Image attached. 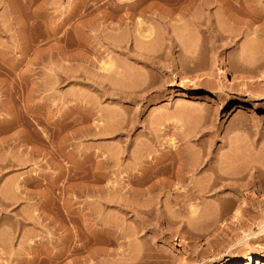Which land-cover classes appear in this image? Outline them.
Wrapping results in <instances>:
<instances>
[{"label":"rangeland","instance_id":"obj_1","mask_svg":"<svg viewBox=\"0 0 264 264\" xmlns=\"http://www.w3.org/2000/svg\"><path fill=\"white\" fill-rule=\"evenodd\" d=\"M228 1L0 0V264L264 258V0Z\"/></svg>","mask_w":264,"mask_h":264},{"label":"bare ground","instance_id":"obj_2","mask_svg":"<svg viewBox=\"0 0 264 264\" xmlns=\"http://www.w3.org/2000/svg\"><path fill=\"white\" fill-rule=\"evenodd\" d=\"M253 1H255V0H241V2H239V6L238 7H241V8H243L244 9V12H245V14L248 16V18H246L245 20H243L237 13H232V12H230L229 10L227 11L226 9V12H227V19L230 21V19H231V21L232 22H234L235 24L237 23H243V24H248V23H250L251 22V17H255L256 15H258V14H260V12H258V10H256L255 8H254V5H252V3L251 2H253ZM189 2L190 3H193V2H195V0H189ZM229 1L228 0H222V2H221V6L222 5H224V7H228L229 6ZM182 5H184L183 3H182ZM184 6H186V5H184ZM224 14H225V11H224ZM226 15V14H225ZM197 23L199 24V25H203L204 26V28H209V26H210V23H205V22H198L197 21ZM233 23V24H234ZM206 24H209V26H207ZM1 28V27H0ZM0 31H1V29H0ZM254 31V30H253ZM256 31V30H255ZM143 37H147L148 36V34H143L142 35ZM223 37V36H222ZM224 38V37H223ZM249 50H251V48L249 49ZM248 50V51H249ZM252 51V50H251ZM251 51H249V52H251ZM190 54H185V56H187V57H193V55H191L192 54V51H188ZM201 79V78H200ZM199 79V80H200ZM247 90L245 89V86H240L239 88H237V90H233V88H231L228 92H227V100H229V101H231V100H233V99H237L239 96H241L242 94H244L245 92H246ZM263 119H264V116H263ZM171 145V148H170V150L173 148V147H175V145H173L172 143L170 144ZM175 149H177V146H176V148ZM207 161V160H206ZM155 163L157 162V161H154ZM207 164H210V160H209V162H206ZM177 170L175 171V172H177V174H176V176H177V178H178V180L180 181V185H183V187L182 188H184V189H187V190H192V193H193V191L195 192V190H194V188L196 189V186H195V184H194V182L192 183V181L189 179V181H187L185 184H184V181L188 178V177H190V174H191V172H192V170L190 169V168H183V167H180V168H176ZM147 170V169H146ZM146 170H144V172H142L141 171V173L142 174H140V176L142 177V176H146L147 174H146ZM168 170V166H164V167H161V168H159V167H157V168H152V170L151 171H148L147 173L149 174V176H151V175H156V174H158V173H160V172H166ZM150 172V173H149ZM146 174V175H145ZM139 176V177H140ZM179 176V177H178ZM138 177V178H139ZM210 183V182H209ZM208 183V186H210V184ZM212 187V186H211ZM210 188V187H209ZM189 192H191V191H189ZM191 194V193H190ZM191 195H193V194H191ZM119 199V198H118ZM117 199V200H118ZM191 199V198H190ZM120 201H121V199H119ZM118 200V201H119ZM100 201V200H99ZM117 201V202H118ZM119 201V204H122L123 202H124V200H122L123 202L121 203ZM125 203V202H124ZM126 204V203H125ZM124 205V204H123ZM127 205V204H126ZM126 205H124L125 207H126ZM130 209H132V208H130ZM141 213L143 212V211H141V210H139ZM236 213L237 211H236V209L235 210H233V212L232 213ZM87 215H90V213H88L87 212ZM91 216V215H90ZM88 219H89V216H88ZM89 221V220H88ZM96 221V220H95ZM95 223H98V221L97 222H94V224ZM98 231H101V229H99ZM102 232H104V231H102ZM87 233H90V231H88ZM99 233V232H98ZM101 233V232H100ZM99 233V236L101 235ZM94 234L95 233H92V235L94 236ZM87 235V234H86ZM88 235H90V234H88ZM96 235H97V233H96ZM93 236H92V239H93ZM95 237V236H94ZM98 237V236H97ZM101 237V236H100ZM86 238H88V236L86 237ZM91 238H88V239H86V241H88L89 243H91V240H90ZM95 240V239H94ZM72 248V247H71ZM73 248H75L74 246H73ZM72 251V250H71ZM74 251H76V248L74 249ZM73 253V252H72ZM76 253V252H75ZM94 255V254H93ZM92 255V256H93ZM259 264V263H261V264H264V258L262 257V255L260 254V253H254V254H252V255H250V256H248L247 258H245V259H243V260H232L229 264Z\"/></svg>","mask_w":264,"mask_h":264}]
</instances>
